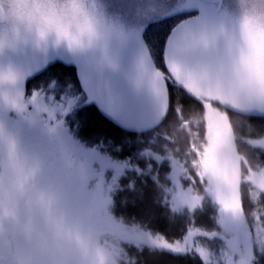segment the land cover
I'll return each mask as SVG.
<instances>
[{"label":"clouds","instance_id":"9594fccd","mask_svg":"<svg viewBox=\"0 0 264 264\" xmlns=\"http://www.w3.org/2000/svg\"><path fill=\"white\" fill-rule=\"evenodd\" d=\"M229 2L216 20L183 33L169 53L167 72L142 58L139 83L163 102L171 79L200 104L187 121L197 129L190 134L187 166L175 167L169 184H158L170 212L192 214L207 203L214 209L216 237L242 241L251 232L259 248L264 220L257 223L253 215L264 216V163L250 162L239 150L236 128L249 127V115H264V0ZM121 36L102 0H0V55L23 47L64 48L93 53L114 68L109 45ZM0 110L28 125L39 122L50 139L55 136L52 109L35 92L25 96L21 73L8 62L0 64ZM229 113L235 120L218 131L212 117ZM56 153L53 159L0 121V264H135L124 243L145 234L140 225L114 218L104 197L84 198L83 166L62 147ZM241 183L248 186L250 212ZM142 240L153 246L146 234ZM233 251L225 249L220 258L226 261Z\"/></svg>","mask_w":264,"mask_h":264},{"label":"trees","instance_id":"16d2710c","mask_svg":"<svg viewBox=\"0 0 264 264\" xmlns=\"http://www.w3.org/2000/svg\"><path fill=\"white\" fill-rule=\"evenodd\" d=\"M189 16L190 13H182L145 23L142 38L155 68L167 72L164 58L167 39L175 26ZM167 83L169 84L168 105H165L163 102L164 110L159 119L160 121L156 125L141 131L128 129L118 124L94 104L82 107L72 106L71 104L68 106L63 123L56 126L55 135L59 139L57 141L59 143H54L61 146L63 138L65 142L70 136L72 141L70 140L66 145L69 148L74 147V139L81 143V146L84 145L86 148L97 150L100 155L95 151V154H97L96 158L102 155L107 158L124 161V165H126L128 170L123 172V176L119 181L122 183L121 188H124L123 201L125 208L121 213L118 212L119 217H122L124 222L129 225L138 223L146 234L153 236L160 234L169 241H172L183 239L187 229L193 224L208 231V229L212 230L216 228V222L214 215H210L208 211L197 213V216L195 215L193 218L189 215L190 218L188 220L181 214H171L170 208L162 198V191L158 188V182L160 184L165 183L164 177L162 176L156 181L144 178L146 174L141 175L145 179V182L141 181L139 177L138 172H145V168L148 164H151V161L145 160V151L150 150L154 154L163 157H168L170 154L175 157L186 155L185 151L190 146V134L197 131L194 127H190L187 121L190 115L200 108V104L193 98L185 95L179 85L171 79ZM60 84H63L65 87L63 93L66 98L74 97V95H84L78 82L76 67L65 65L58 61L51 62L42 71L30 77L26 82V90L29 94L36 91L42 92L43 90L45 97L53 93L55 98L59 99L58 85ZM77 87L79 88V92ZM46 106L50 109L55 107L53 102L47 103ZM60 109L63 110L61 107ZM165 110L166 112H164ZM11 114L17 116L14 112H11ZM230 115L234 116V114L229 113L230 119L234 121L235 118ZM17 118V122L25 125L26 128H23L31 133L32 125L24 123L18 116ZM245 119L250 125V119L247 117ZM251 120L253 122L250 127H253L255 123H260L261 118ZM37 125L44 129L39 122L33 124V127ZM244 127L246 126L241 125L237 128L242 129ZM242 131L238 130L240 133ZM31 140L30 144L41 150L46 148L51 142L37 144L36 142H31ZM240 144L244 146L245 143L242 142ZM70 150L73 151V149ZM251 152L252 157L248 158L250 162L264 163V157L261 158L260 151L252 149ZM89 155L90 157L94 156V154ZM148 155L152 158L150 154ZM153 166L155 165L153 164ZM112 181H115V179ZM244 187L248 188L247 186ZM243 197L244 209L248 211L247 196L243 194ZM198 217H201V220ZM202 238L200 237V239ZM129 241L135 242L137 246L136 249L135 247L127 249L129 256L135 258V264H203L199 256L194 253L174 254L168 250L150 246L144 240L134 239L132 241L130 239ZM214 242L216 244L219 243L217 237L214 239L205 238L206 245L210 243V245L214 246ZM258 264H264V256L259 259Z\"/></svg>","mask_w":264,"mask_h":264},{"label":"rangeland","instance_id":"374dc122","mask_svg":"<svg viewBox=\"0 0 264 264\" xmlns=\"http://www.w3.org/2000/svg\"><path fill=\"white\" fill-rule=\"evenodd\" d=\"M102 2L106 14L116 21L122 32V36L113 39L109 45L110 54L116 65L114 68L101 65L96 55L93 53H72L64 48L36 49L32 47H23L16 51L0 55V64L5 62L12 63L19 70L22 76V88L26 97H31L34 93L32 92L29 94L26 90L27 80L42 71L51 62L58 61L65 65H73L76 67L78 82L82 89L80 90L81 92L83 91L84 95H74V97L66 98L63 93L65 90L63 84L58 85L59 99L55 98L53 93L45 97L43 90L42 92H35L46 104L51 102L54 103L55 107L51 109L57 124L63 123L68 106L71 104L76 107L94 104L106 115L127 128H148L158 123L163 113L164 106L163 102H160L158 97L149 88L139 83V65L141 59L146 58L147 62L153 66L147 47L144 45L142 38V31L145 23L163 17L168 18L177 14L191 13L187 19L175 26L167 39L164 51L166 64L172 49V42L177 37L181 36L187 29L196 28L202 23L216 20L225 8L219 9L216 4L206 3L201 0H102ZM225 4L227 8L231 7L229 0H226ZM77 90L79 92L78 87ZM60 107L63 108V110H61ZM10 116H12L10 111L5 112L0 110V121L8 123V118ZM230 116L235 118L233 115ZM250 116L264 115L254 114ZM212 118L217 122L214 123L217 130L227 129L228 125L225 122V118ZM218 125H220L219 128ZM249 128L255 131L252 127ZM31 129V133H27L26 131L20 133L22 139L24 141L32 139L31 142H36L37 144H46L51 141L50 146H48L46 150L49 154H57L56 149L62 147L75 158L77 154L80 156L84 153L97 155L95 154V149L86 148L75 142L73 148L67 147V143H69L70 140L72 141L69 135V138H67L65 142L63 138L61 146H59L55 144L59 143L57 142L59 139L56 138V135L54 138L50 139L48 132L43 131L44 129L39 125L34 127L32 125ZM237 129L238 128H236V132L238 133ZM248 136L249 134L246 136L239 134L240 139L244 138L243 140H247ZM261 137H264V134H262ZM253 138L254 140L252 142L255 143L256 137L253 136ZM240 143H242V141L237 140L239 150L243 152L244 146H241ZM255 145L258 150L252 149L259 151L260 146L256 143ZM70 149H73V151ZM186 152L188 153V151ZM243 153L247 156L246 149ZM54 158L55 157H53V159ZM76 159L81 164V160L90 158H81V160L80 158ZM109 169H111L114 172L111 173L117 177L115 173H118L120 170H118L116 166H112ZM158 174H162L166 177L168 176L167 172L164 174L160 171ZM85 177L86 182L80 193L82 196L89 191L92 183L91 176ZM96 184L93 186H96ZM244 186L246 185L242 184L241 186L244 192L243 194L248 196V188ZM252 209L253 205H250L249 210L246 212H250ZM202 210L201 212L208 211L210 215H215L213 207L207 203H205ZM197 213L199 214L200 211L197 210L192 214L182 213L181 215L188 220L190 216H192V218L195 217V215L197 216ZM198 219L201 220V217H198ZM217 226L216 224V228L212 230H218ZM212 230L208 229V231ZM144 233L146 234V232ZM201 240L205 243L204 237ZM210 243L207 244V246L209 247L212 257L218 258L225 248H223V246L221 247L219 243L216 244L214 242V246L210 245ZM124 246L127 247L125 244ZM126 251L128 253L127 249Z\"/></svg>","mask_w":264,"mask_h":264},{"label":"flooded vegetation","instance_id":"af4514ba","mask_svg":"<svg viewBox=\"0 0 264 264\" xmlns=\"http://www.w3.org/2000/svg\"><path fill=\"white\" fill-rule=\"evenodd\" d=\"M226 0H222L220 6H218V4H216V6L219 9L222 8H227V5L225 4ZM263 117L264 116H247V118L250 119V125L252 124V120L254 118H261L260 123H255V125H253V129L251 130L250 125L248 124L249 127H244L243 129V133L245 134H249V136L247 137V140H243L240 139V141L244 142V151L246 149V153H247V157L250 158L251 156V150L252 148L257 149L256 147H252L250 146V141L252 142L254 140L253 136H255L256 138H260L262 134H264V121H263ZM220 118V117H219ZM222 119V118H221ZM213 123H217L216 120L214 118H212ZM259 121V120H258ZM226 124L228 125V120H225ZM15 125H12V127H14ZM153 126V125H152ZM250 129V131H249ZM219 131V129H218ZM26 142L29 143L28 140H26ZM36 147V146H35ZM37 148V147H36ZM39 149V148H38ZM41 150V149H39ZM258 150V149H257ZM41 151H46V148H44ZM243 151V152H244ZM260 156L261 158L264 157V148L260 147ZM185 153H187L185 151ZM56 154L52 153L51 156L52 158L55 157ZM76 158H90V159H85V160H81V165L83 166L84 169V174L85 176H91L92 177V183L90 185V189L89 191L83 196L84 198H90L92 195H98L100 197H104L106 198V200L108 201L105 205L106 210L114 217V218H120L118 215V212L121 213V211L125 208L124 206V188L122 187V183H120V178H122L123 176V172H125L126 170H128V168L126 167V165H124V161H121L119 159H115V158H107L104 156H98V158H96L97 156L94 155L92 157H90V155H86V154H82V155H76ZM145 160L146 161H151V164H148V166L145 168V172L139 171V177L141 179V181L145 182L144 178H150L153 180L158 181L160 177H162L163 175H159L158 173L161 171L164 174L167 172V174H169L175 167L180 166V167H186L187 163H188V153L186 155H180L179 157H175L172 156L170 154L169 157L165 158L162 156V158H160L159 161L154 160L153 158H150V156H145ZM155 166H153V164ZM112 166H116V168L118 170H120L118 173H115L117 175L114 176L111 172H113L111 169ZM162 169V170H161ZM114 173V172H113ZM144 173V174H143ZM144 178H142L141 175H145ZM158 174V175H157ZM165 179V183L162 184H169L170 181H168L166 176H163ZM113 179H115V181H112ZM97 183V184H96ZM188 181L185 180L184 184L187 185ZM94 184H96V186H93ZM158 184H160L158 182ZM242 184H245L247 186L246 183H241L240 184V189L239 192L242 193ZM248 187V186H247ZM162 191V195H163V200L164 202L167 204V206L169 207V197L167 195V193H165L163 190ZM247 200H248V205L252 206L253 204L249 201L248 196H247ZM200 212L203 210H199ZM186 214H188V212H184ZM172 214V213H171ZM126 223V222H125ZM141 228V227H140ZM141 231L144 233V230ZM135 239V235H131L128 240L124 243L127 248L130 247H135L136 243L135 242H130L129 240ZM219 240L221 241V243L226 247V243L225 241L219 237Z\"/></svg>","mask_w":264,"mask_h":264},{"label":"snow or ice","instance_id":"6c2138e0","mask_svg":"<svg viewBox=\"0 0 264 264\" xmlns=\"http://www.w3.org/2000/svg\"><path fill=\"white\" fill-rule=\"evenodd\" d=\"M183 39V34L177 37L172 42V47ZM168 88L169 84L165 82V93H164V103L168 105ZM156 94H159L158 89L155 90ZM166 112V110L164 111ZM227 120L230 119L229 116L223 117ZM220 125H218V128ZM255 143L261 148H264V137L256 138ZM203 163V161H202ZM191 182L195 183L193 179ZM264 187V185H262ZM195 212V211H194ZM193 212V213H194ZM253 220L259 223L264 220V216L254 213ZM145 234H137L135 239L142 240ZM151 245L158 249L168 250L174 254H185L194 253L199 256L203 264H258L259 259L264 256V247H255L251 240V232H249L248 237L244 240L232 239L229 237L223 238L226 243L225 249H233V255L230 256L226 261L222 260L220 257L223 256L225 249L220 253L219 257L215 260L209 251L207 245L200 239L204 237L206 239H212L215 236L214 231H206L202 228L195 226L194 224L189 226L184 235L183 239H176L169 241L167 238L160 234L151 235L146 234ZM238 249V254L235 251Z\"/></svg>","mask_w":264,"mask_h":264},{"label":"water","instance_id":"95a60500","mask_svg":"<svg viewBox=\"0 0 264 264\" xmlns=\"http://www.w3.org/2000/svg\"><path fill=\"white\" fill-rule=\"evenodd\" d=\"M201 1L206 2V3L218 4L219 6L222 2V0H201ZM145 154L146 155L151 154L152 158L156 161H159L160 160L159 158H161L160 156L154 155L153 153H150V152H145Z\"/></svg>","mask_w":264,"mask_h":264}]
</instances>
